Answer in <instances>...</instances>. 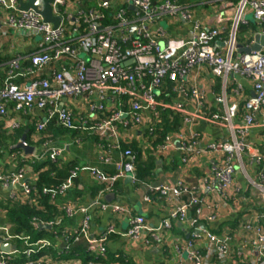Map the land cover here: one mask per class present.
<instances>
[{
  "label": "built area",
  "instance_id": "built-area-1",
  "mask_svg": "<svg viewBox=\"0 0 264 264\" xmlns=\"http://www.w3.org/2000/svg\"><path fill=\"white\" fill-rule=\"evenodd\" d=\"M200 3L217 11L213 23L206 24L196 16L193 8ZM50 7L59 18L57 27L32 10L19 11L18 0H0V28L36 35L41 40L39 52L9 62L6 79L0 85V121L7 120L6 104H12L16 113L44 112L36 124L38 131L55 117L66 130L95 132L101 142L99 159L115 172L106 176L93 167H78L60 185L43 190L52 200L64 196L74 188L83 170L105 185L89 205L68 202L61 207L68 218L82 216L78 227L61 232L64 250L83 242L91 259L56 260L40 255L52 247L50 240L11 234L8 226L0 225V264H99L106 257L111 236L127 240L130 250H157L159 264H264V155L248 142L259 120L264 128V48L237 55V31L248 24L247 13L252 14L257 27L252 38L264 35V0H197L191 4L178 0H53ZM225 9H233L231 18L225 16ZM162 20L172 29L162 28ZM175 21L187 27V38L177 37L183 29H176ZM204 70L212 79H220L219 95H214L211 86L205 89L195 81L192 84V74ZM16 79L22 81L16 84ZM166 83L172 84L171 93L176 95L171 102L159 100ZM208 93L214 97L213 105L219 106L214 111L207 101ZM123 97H127L125 109ZM182 97L189 100L192 110L179 101ZM227 97L232 98L230 103ZM165 98H169L168 93ZM64 99L83 107L85 116L76 122L71 111L62 106ZM113 107L117 109L108 117L99 118ZM158 108L180 113L182 127L165 138L157 154L166 156L176 149L187 167L197 156L209 160L197 188L187 185L182 176L173 183L135 186L134 157L130 150L121 151L126 137L117 126L126 131L147 129L159 117ZM196 122L224 128L227 139L206 141L195 132L187 133ZM18 127V121L7 126L10 130ZM42 149L51 163L62 157L63 148L56 145L45 143ZM31 156L42 159L39 154ZM32 165L29 161L17 170L0 172V188H11L9 199L30 200V184L36 180ZM238 175L243 183L236 179ZM26 176L30 181L25 185L21 181ZM127 177H132L136 189L144 187V204L165 201L168 212L157 225H148L143 215H132L119 202L104 201L113 186ZM20 184L23 193L18 196L12 189ZM249 188L253 194L245 196ZM220 202H243L249 207L237 225L241 233L237 246L231 231L221 236L207 226L220 217ZM94 209L125 217L126 229L108 224L92 234ZM59 223L57 220L55 224ZM175 223L185 231L175 234ZM40 225L44 224L33 223L34 227ZM184 233L188 235L185 239ZM14 241L23 248L1 249Z\"/></svg>",
  "mask_w": 264,
  "mask_h": 264
},
{
  "label": "crops",
  "instance_id": "crops-1",
  "mask_svg": "<svg viewBox=\"0 0 264 264\" xmlns=\"http://www.w3.org/2000/svg\"><path fill=\"white\" fill-rule=\"evenodd\" d=\"M206 4L200 3L199 5L194 6V12L198 18H201L204 23L209 24V22H214L215 13L217 11L212 10L211 8L207 7L205 10ZM211 9L212 13L209 14L208 10ZM214 11V12H213ZM225 16L227 18H231L233 16V9H225L224 10ZM180 27L183 29L182 31H179L178 36L180 38H187L189 36L187 27L183 26L180 23ZM185 30V31H184ZM255 36V35H254ZM251 38V41L254 40ZM250 41V42H251ZM40 44L41 40L40 37L32 34H23L19 32H15L12 30H6L0 28V59L1 58H11L19 56L20 58H27L31 54L39 52L40 51ZM10 61L2 62L0 63V81L4 77V74L8 68V64ZM24 64V62L22 63ZM196 82L198 86H201L205 89H210L214 93L215 96L219 95L221 93V81L220 79H212V77L207 74L204 71H195L194 74H192L191 82ZM246 90H248L249 86L246 84ZM188 87V86H187ZM186 92V91H185ZM228 103L232 101L231 97H227ZM179 101L184 102L185 104H188L186 107H189V110H192V104L189 102V100L186 97H182ZM207 101L209 104H212V111L215 110V108H219L217 105L214 104V97L208 93L207 95ZM69 102V103H68ZM78 103V101L76 102ZM70 104V107L67 108L71 113L73 114V117L75 121H79L82 117L85 116V110L83 107L78 106L77 104H72L70 100H63L62 106L66 108V106ZM78 104H81L79 102ZM7 110H8V118L5 121H2L3 127L2 130L8 131L9 126L11 123L18 121V123L22 122L23 120L20 119V115L12 110V107L10 104H6ZM242 108V104L240 106V109ZM76 111V112H75ZM33 114L36 115L39 119H43L44 112L34 110ZM263 124V121H262ZM257 128L253 129L248 142H250L255 152H259L262 155H264V128L261 126V120H259ZM189 131L195 132L200 135V137H204L206 141H217V140H223L227 139V131L218 126H213L210 124H206L203 122H196L192 127H189L186 129V132ZM87 134V135H86ZM86 134L79 133L77 137L72 136L71 133H68L63 139H60L58 143V147L63 148L62 157L60 160H63L64 163L67 162H74L75 165L79 167L88 166L98 169L100 172H102L104 175L107 176L106 172L104 171L106 168L111 166H105L101 163L99 159V148L96 146V143L94 141L95 137L98 138L97 134L95 132H86ZM20 139V138H19ZM18 139V140H19ZM130 139V137L128 138ZM12 147V146H11ZM10 147V148H11ZM35 153V151H34ZM13 155H9L7 153H1L0 154V172H8L13 170L12 167L15 166V162L12 161ZM24 154L22 153V159ZM175 160L177 168L175 170H171L172 166L168 165V161ZM163 159H165V162L162 161L158 162V168L156 171V180L153 184H162V183H173L175 182L179 177L182 176L184 181L187 185L198 187L199 178L202 177L204 171L206 170V167L208 165L209 160L197 156L195 160L192 162L190 166L183 165L180 161L181 154L176 149L173 151H170L168 155L163 156ZM28 161H30L28 159ZM11 167V168H10ZM168 167V168H166ZM10 168V169H9ZM113 168V167H111ZM114 169V168H113ZM110 176V175H109ZM126 179V178H125ZM125 179L118 181L116 184V187L113 188L112 192L108 193L113 195L112 199H106L107 195L104 196V201L106 203H114L119 202L120 204L124 205L132 215H143L145 219L147 220V224L150 226H155L158 224V222L167 214L168 208L165 205L164 200H156L154 203L147 205L142 202V195L144 193V187H140L139 189H136L131 182L126 183ZM241 183H243L238 177H236ZM30 181V176H26L21 183L28 184ZM74 184L76 183V187L71 189V191H68L67 195H72L75 197V195L81 194L80 197H75V199L79 200V202L75 201H67L65 197L63 198L64 201L62 203L66 204L68 202L76 204L78 206H87L93 201L97 195L103 190H99L97 194L94 197H91V194L93 190L95 191L99 186L100 183L93 180L89 174L83 170L80 171L78 174V178L75 180ZM243 187H245V184H242ZM18 196L21 195L22 187L21 184L17 187L12 189ZM246 195H249L250 193L253 194V189H250L246 191ZM12 192L10 190H4L0 188V200L9 199ZM252 198H254L252 196ZM220 207V217L217 218L214 222L209 223L207 226L210 230H212L214 233L225 236L229 233L232 237L233 245H238L240 242V235L241 233L238 231L237 225L241 221L242 216L246 214V211L249 209V207H246V205L243 202H240L239 204L231 205V204H223L220 202L218 204ZM92 215V221H91V232L92 234H96L102 229L105 228L108 224H117V227H120V230H123L127 227V219L125 217L117 216L111 213L110 211H101L98 209H94L91 212ZM73 220L72 224L68 225L67 229H74L78 227L82 216L78 215L74 218H69ZM123 224H126V227L123 226ZM1 225V224H0ZM3 226V225H1ZM176 229L174 232L177 234L180 230L185 231V227L181 226L179 223L174 224ZM187 234L184 233L183 238L186 237ZM128 241L124 240L123 238L116 236L114 239H111L108 243V250L112 253H122L126 256H131L133 264H159L160 255L157 250H130L127 249ZM11 246H15L12 244Z\"/></svg>",
  "mask_w": 264,
  "mask_h": 264
},
{
  "label": "trees",
  "instance_id": "trees-1",
  "mask_svg": "<svg viewBox=\"0 0 264 264\" xmlns=\"http://www.w3.org/2000/svg\"><path fill=\"white\" fill-rule=\"evenodd\" d=\"M182 4H191L197 0H178ZM205 10L207 6L204 7ZM249 29L248 36H245L243 40L238 38V33L240 28L237 31V42L241 46H246L250 43L252 35L257 31L255 25H243ZM223 36H226L227 30L223 31ZM11 58H1L0 63L11 61ZM24 67L28 66L27 62L22 64ZM0 81V85L3 84L6 79V73ZM46 72L47 69H46ZM22 80L16 79L14 82L19 84ZM173 88L171 83H166L163 89L164 94L160 97L159 100L171 102V98H175V94L171 93ZM169 94V98H165L166 94ZM127 97L121 99V103L126 108ZM13 110V105L10 104ZM117 108L113 107L111 111L100 114L99 118L103 119L110 115L112 111H115ZM76 112V111H75ZM159 117L156 120H153L152 125L147 129L139 130H123L119 125L117 129L124 135V138L121 143V151L130 150L134 157V172L136 179V187L141 184H153L156 180V171L158 168V162H165L163 156L157 154V149L162 146L165 142V138L168 135H174L178 133L182 127V115L180 113H175L167 109L158 108ZM20 119L23 120V123H19V127L13 130H2L3 123L0 121V154L7 153L13 155L12 161L15 162V166L12 167L13 170L19 169L24 163H28V159L33 161V172L36 175V180L30 184L32 188V194L30 200L23 202L19 197L0 200V224L6 225L9 227V232L11 234L28 236L32 240L36 239H48L52 242V247L40 253V255H47L56 260L63 259L68 260L72 258H84L85 260L91 259V256H88L85 253V244L78 243L69 247L68 251H65V243L61 238V232L68 228L69 224L73 223V220L66 217V215L61 210V207L64 196H56L54 200L50 198L49 195L44 194V189H50L55 186L63 183L68 177L69 172L74 168L79 166L75 165L74 162L64 163L63 160H58L56 163H51L48 154L42 149L45 143H51L53 145H60L58 141L63 139L68 133H71L72 136L77 137L79 133L83 135L86 132L80 130H66L59 126L57 119L54 117L48 120L42 130H36V124L41 120L36 115L33 114V111L18 113ZM73 115V114H72ZM27 130L26 143L34 148L35 154L42 155L41 160H33L31 157H23L22 151L20 150H10V147L13 146L22 134ZM87 135V134H86ZM130 137V139H128ZM96 146L101 144L100 139H94ZM168 165H171V170L177 168L175 160L168 161ZM11 168V167H10ZM9 168V169H10ZM168 168V167H166ZM107 176L112 175L115 171L113 168L108 167L104 170ZM76 182V181H74ZM117 184V183H116ZM116 184L113 188L116 187ZM76 187V183L74 184ZM155 185V184H153ZM105 185L100 184V186L91 194V197H94L97 192L101 189H104ZM71 191V190H70ZM73 195V194H72ZM71 194L66 196L67 201L79 202L75 197H80L81 194L75 195L73 197ZM59 221V225H56V221ZM44 224L48 226L51 224V228L40 229V227H34L33 223ZM117 225V224H114ZM116 236H111L109 240L114 239ZM55 238H58L55 240ZM13 244L18 248H23V245L20 242L14 241ZM236 258V256H235ZM236 263H239V258L237 257ZM99 264H133L131 256L123 255L122 253H112L107 249V254L104 260L100 261Z\"/></svg>",
  "mask_w": 264,
  "mask_h": 264
},
{
  "label": "water",
  "instance_id": "water-1",
  "mask_svg": "<svg viewBox=\"0 0 264 264\" xmlns=\"http://www.w3.org/2000/svg\"><path fill=\"white\" fill-rule=\"evenodd\" d=\"M53 0H18V10L19 11H28L32 10L39 14L44 22L50 23L53 27H57L59 23V18L55 17L52 14V10L50 7V4ZM262 48H264V35L256 34L254 36L253 44L250 47H242L237 45V55L241 53H250V52H259ZM133 61H129V63H132ZM60 109V108H59ZM26 135L27 130L22 134L20 139L10 148L11 151L13 150H20L24 154V156L29 157L33 155L34 148L26 143ZM160 162V161H159ZM132 177H135L133 174ZM132 177H127L125 179L126 183H130L132 180ZM8 190H11L9 188ZM113 195L109 194L107 195L106 199H112ZM40 229H47L49 230L51 227L46 225H40ZM188 235H186L187 237ZM15 250V246H10L9 244H3L1 246V249L4 252H8L9 249Z\"/></svg>",
  "mask_w": 264,
  "mask_h": 264
},
{
  "label": "rangeland",
  "instance_id": "rangeland-1",
  "mask_svg": "<svg viewBox=\"0 0 264 264\" xmlns=\"http://www.w3.org/2000/svg\"><path fill=\"white\" fill-rule=\"evenodd\" d=\"M208 13L209 14H211L212 13V10L211 9H209L208 10ZM245 20H246V22L248 23V25H255V22H254V19H253V16H252V14L251 13H247V15L245 16ZM176 22V21H175ZM177 23V24H176ZM176 23H174L175 24V27H176V29L178 28H180V23H178V22H176ZM160 26L162 27V28H164L165 30L167 29V28H170V29H172V27H169L168 25H167V21L166 20H162L161 22H160ZM256 27V26H255ZM239 28H240V30H239V33H238V38L239 39H241V40H243L244 39V37L245 36H248V33H249V29L246 27V26H243V25H241V26H239ZM257 28V27H256ZM170 35V34H169ZM39 37V36H38ZM69 103V102H68ZM70 107V104H68L67 106H66V108H69ZM123 226L124 227H126V224H123ZM126 229V228H125ZM16 248V247H15ZM11 249V248H10ZM9 249V250H10ZM12 250V249H11Z\"/></svg>",
  "mask_w": 264,
  "mask_h": 264
}]
</instances>
